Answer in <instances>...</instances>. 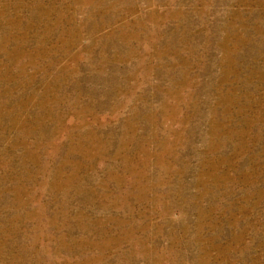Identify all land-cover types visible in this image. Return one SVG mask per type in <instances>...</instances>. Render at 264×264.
Here are the masks:
<instances>
[{"label":"rangeland","instance_id":"obj_1","mask_svg":"<svg viewBox=\"0 0 264 264\" xmlns=\"http://www.w3.org/2000/svg\"><path fill=\"white\" fill-rule=\"evenodd\" d=\"M0 264H264V0H0Z\"/></svg>","mask_w":264,"mask_h":264}]
</instances>
